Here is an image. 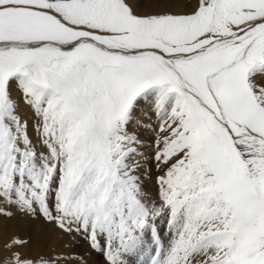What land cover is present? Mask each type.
<instances>
[{"label": "snow or ice", "instance_id": "6c2138e0", "mask_svg": "<svg viewBox=\"0 0 264 264\" xmlns=\"http://www.w3.org/2000/svg\"><path fill=\"white\" fill-rule=\"evenodd\" d=\"M17 213L66 251L13 235L3 264H264V0H0Z\"/></svg>", "mask_w": 264, "mask_h": 264}, {"label": "rangeland", "instance_id": "374dc122", "mask_svg": "<svg viewBox=\"0 0 264 264\" xmlns=\"http://www.w3.org/2000/svg\"><path fill=\"white\" fill-rule=\"evenodd\" d=\"M152 122H153L152 123V127L155 128V124L157 123L155 117H152ZM139 135H140V138L142 140V146L140 148V152L143 153L145 157L150 156L151 153H152V149L151 148L154 147L153 140L155 138L156 133L142 130V131L139 132ZM143 139L144 140L146 139V142H144ZM150 141H151L152 144L150 143ZM145 167H152L151 177L150 178H147V177L145 178V185L147 187V190H150V192H152L154 194L155 191H156V183H155L156 171H155L154 166H152V165L150 166L149 164H146ZM2 224H4V225H2ZM12 224H13V226H12ZM27 224L28 225H32L33 224L39 230H42V229L46 230L45 231L46 235H47V240H45V246H47L46 247V252L54 251L55 249H56L55 251L66 250L65 247H64V244L62 243L63 237L57 234V231L54 229L53 225L35 223L34 221L30 220L27 217H24L20 213H17V215L14 216L13 219H11V220H8V219H5V218H0V230H1V232H0V244L2 243L3 239L5 240V239L10 238L13 235H17V234H13L12 230H10L11 228H13V229L15 227L16 228H18V227L24 228ZM2 233L5 236H3ZM1 234H2V236H1ZM6 235H7V237H6ZM32 238H34V236L32 237V236L28 235L27 239L30 241V239H32ZM77 239H79V238H77ZM59 244H61L63 246L62 249H61V245H59ZM84 248L85 249L87 248L86 244L83 247H79V248L78 247H74L73 248L74 251L72 250L71 257L73 256L72 258H75V257L79 256L82 252L85 251ZM25 249H26V251L28 253V246ZM2 253H4L5 256L8 255V252L5 249L2 251ZM29 255H31V254H29ZM88 262H89L88 264H102V261L99 260V258L97 257V255L95 253H91L90 259H89ZM134 264H141V261H140L139 257L134 258Z\"/></svg>", "mask_w": 264, "mask_h": 264}, {"label": "bare ground", "instance_id": "6f19581e", "mask_svg": "<svg viewBox=\"0 0 264 264\" xmlns=\"http://www.w3.org/2000/svg\"><path fill=\"white\" fill-rule=\"evenodd\" d=\"M139 132L140 131H142V130H138ZM147 139V138H146ZM146 139L144 140V142H146ZM150 143H151V141H150ZM149 143V144H150ZM148 144V143H147ZM152 144V143H151ZM149 146V145H148ZM149 148V147H148ZM151 148V147H150ZM152 149V148H151ZM151 151V150H150ZM150 153V152H149ZM151 166V165H150ZM148 191H150V190H148ZM31 222V221H30ZM35 223H37V222H35ZM6 224V223H5ZM2 225H4V224H2ZM38 225V224H37ZM8 226V225H7ZM12 226H13V224H12ZM7 228V227H6ZM10 230H12V232H13V234H17V235H19L20 237H22V238H24V239H27L28 238V235L29 236H34V238H32V239H30V243H29V245H28V253H27V251H26V249L24 248L23 249V252L25 253V254H31V255H35V254H37V253H40V252H46V247L47 246H45V240H47V235H46V230L45 229H42V230H39V229H37V227H35L33 224L32 225H26L24 228H22V227H18V228H11ZM0 232H1V230H0ZM3 234V233H2ZM2 234H1V236H2ZM7 234V233H6ZM3 236H5L4 234H3ZM6 237H7V235H6ZM9 240V238L8 239H3L2 240V243L0 244V264H3V261L8 257V255L7 256H5V254L4 253H2V251L4 250V247H3V245H4V243L6 242V241H8ZM59 245H61V244H59ZM85 246V245H84ZM62 245H61V249H62ZM79 248V247H78ZM64 249V248H63ZM33 250V251H32ZM56 250V249H55ZM84 250H85V248H84ZM66 251V250H65ZM74 251V250H73ZM73 255V254H72ZM73 257V256H72ZM89 263V262H88Z\"/></svg>", "mask_w": 264, "mask_h": 264}]
</instances>
